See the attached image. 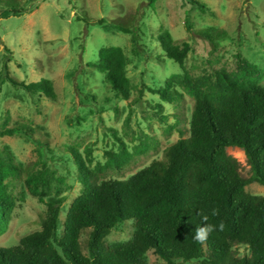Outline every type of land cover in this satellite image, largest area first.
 <instances>
[{
  "label": "trees",
  "instance_id": "obj_1",
  "mask_svg": "<svg viewBox=\"0 0 264 264\" xmlns=\"http://www.w3.org/2000/svg\"><path fill=\"white\" fill-rule=\"evenodd\" d=\"M190 2L193 9L210 12L203 2ZM1 6L2 18L28 11L16 0H0ZM96 24L103 25L105 21ZM185 25L193 31L191 11L186 13ZM114 26L130 34L137 46L136 28ZM195 33L213 46L226 37L225 32L214 28L195 30ZM155 39L164 56L177 63L182 73L172 76L164 87L150 92L172 105L183 97L176 88L193 97L190 136L184 138L185 134L180 132L181 138L165 150L163 159L154 160L123 180H102L99 176L131 163L132 155L122 140L119 139L117 153L107 151L106 163H97L94 167L90 148L86 150V157L78 149L70 148L82 189L67 212L62 233L59 224L66 202L62 188L66 184L64 177L58 176L46 162L24 166L17 162L8 146L1 148L0 236L7 233L19 205L9 181L22 177L25 172H28L25 186L46 206V216L40 230L23 237L13 247H0V264H148L147 254L151 250L167 264L178 261L264 264V196L246 191L254 183L264 186V87L256 77L260 69L238 53L235 70L220 69L193 76L186 68L191 51L188 42L174 40L169 31L158 34ZM8 61L6 57L3 62L0 91L9 82L32 96L57 100L51 80L21 82L11 76ZM128 64L123 48L102 47L96 61L87 66L105 75L116 96L129 100L132 83ZM0 135L20 136L35 144L40 154L44 150L51 152L31 126L0 127ZM231 147L244 151L252 171L249 178L242 176L238 161L228 154L227 149ZM213 208L218 210L217 216L211 215ZM201 214L209 217V224H224L223 231H213L204 245L193 240L195 228L204 223ZM128 220L135 222L132 238L107 244L111 232ZM86 230H90L88 255L82 252L81 244ZM237 246L247 247L250 255L238 258Z\"/></svg>",
  "mask_w": 264,
  "mask_h": 264
},
{
  "label": "rangeland",
  "instance_id": "obj_2",
  "mask_svg": "<svg viewBox=\"0 0 264 264\" xmlns=\"http://www.w3.org/2000/svg\"><path fill=\"white\" fill-rule=\"evenodd\" d=\"M16 1L27 13L2 18L0 8V78L7 57L12 77L26 84L51 80L57 100L32 96L9 82L3 84L0 127L31 126L51 152L44 150L40 154L35 144L20 136L0 135V149L8 146L17 162L24 166L46 162L58 176L64 177L66 184L62 188L66 202L60 216V233L67 212L82 189L70 148L78 149L84 157L90 148L94 167L97 163H106L107 151L117 153L119 139L122 140L132 155L131 163L99 176L102 180H123L154 160L163 159L165 150L181 138L180 132L185 134L184 138L190 136L193 97L176 88L183 97L172 105L150 92L164 87L172 76L182 73L177 63L164 56L155 39L158 34L169 31L174 40L191 45L186 68L193 76L220 69L233 71L235 56L241 53L259 67L260 74L256 77L264 87V0H199L209 7L207 13L193 9L190 0ZM188 11H191L194 32L185 25ZM101 20L105 24H96ZM119 24L137 29V46L130 34L115 29L114 25ZM204 28L225 32L226 37L213 46L195 33ZM102 47L125 50L132 83L129 100L116 96L105 75L87 66L96 61ZM160 104L162 108L157 107ZM227 152L238 161L242 176L249 178L252 171L244 151L231 147ZM27 175L25 172L22 177L9 181L19 205L7 233L0 236V247H13L23 237L40 230L46 216V206L25 186ZM246 191L264 196V186L258 183L247 186ZM134 231L135 222L128 220L111 232L106 243L126 242ZM89 234L90 230H86L81 237L85 255H88ZM235 250L238 258L250 255L245 246H237ZM147 256L148 264H167L153 250ZM177 264L200 263L178 261Z\"/></svg>",
  "mask_w": 264,
  "mask_h": 264
},
{
  "label": "clouds",
  "instance_id": "obj_3",
  "mask_svg": "<svg viewBox=\"0 0 264 264\" xmlns=\"http://www.w3.org/2000/svg\"><path fill=\"white\" fill-rule=\"evenodd\" d=\"M219 214L218 210L213 208L211 211L212 216H217ZM202 215L203 224L201 226H198L195 228L193 240L196 243H199L201 245L206 244L207 240L209 239L210 235L213 231L219 230L223 231L224 224L221 222L218 226L207 223L209 217L207 215Z\"/></svg>",
  "mask_w": 264,
  "mask_h": 264
}]
</instances>
